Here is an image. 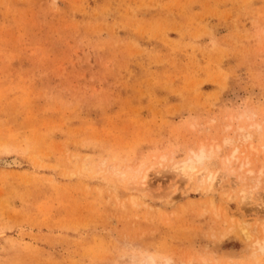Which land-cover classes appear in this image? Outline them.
<instances>
[{
  "label": "rangeland",
  "instance_id": "obj_1",
  "mask_svg": "<svg viewBox=\"0 0 264 264\" xmlns=\"http://www.w3.org/2000/svg\"><path fill=\"white\" fill-rule=\"evenodd\" d=\"M262 237L264 0H0V264H264Z\"/></svg>",
  "mask_w": 264,
  "mask_h": 264
},
{
  "label": "bare ground",
  "instance_id": "obj_2",
  "mask_svg": "<svg viewBox=\"0 0 264 264\" xmlns=\"http://www.w3.org/2000/svg\"><path fill=\"white\" fill-rule=\"evenodd\" d=\"M200 150L201 151H199V153H196L194 155L192 153V157L194 156L193 158L196 160V162H197V160L198 161H202L203 154H204V150L203 149H200ZM189 159H188V161H186V159H185L186 162H183V161H178V163L175 162V164H173V166H170V167H172L174 169V171L177 170V172H179L180 174H182L184 176L183 178L187 179L192 185L193 184H197V183L200 184V185H204V184L207 183L208 184V187H207L208 188V191H213L214 188H215V186H216V183H215L216 177H215V175H213L212 173H209V172H207V173L206 172H203V173H201V172H195L194 171L195 168L193 166V160H192V158H191V160H189ZM179 162H181V163H179ZM110 169H112V168H110ZM113 173L114 174H112V175H115L116 174L118 176V178H120V179L122 177H124V174L122 172L116 170V169H113ZM114 177H116V176H114ZM137 179H138L137 177H134L133 176V181H134L132 183L133 184V187H136V186H139L140 185L141 186V190H143V191L144 190H147L148 189V185H147V182L145 180V176L142 177L141 180H139V181H137ZM240 192L242 194V201L244 202L250 196V194H249L250 192L247 193L244 189H241ZM258 207L261 208V204H259ZM258 211H260V210H258ZM245 234L248 235L247 233H245ZM248 238H249V236H248ZM257 242H259V241H257ZM260 242H261V247H259V248H260V250L264 251V237H262V239L260 240ZM257 245L260 246L259 244H257ZM148 259H149V263L150 264H154V262L151 261L152 260L151 258H147V262H148Z\"/></svg>",
  "mask_w": 264,
  "mask_h": 264
}]
</instances>
